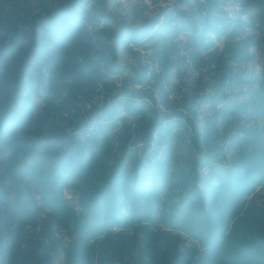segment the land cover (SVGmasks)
Here are the masks:
<instances>
[{
    "label": "trees",
    "instance_id": "1",
    "mask_svg": "<svg viewBox=\"0 0 264 264\" xmlns=\"http://www.w3.org/2000/svg\"><path fill=\"white\" fill-rule=\"evenodd\" d=\"M158 3L0 0V264H264V0Z\"/></svg>",
    "mask_w": 264,
    "mask_h": 264
},
{
    "label": "rangeland",
    "instance_id": "2",
    "mask_svg": "<svg viewBox=\"0 0 264 264\" xmlns=\"http://www.w3.org/2000/svg\"><path fill=\"white\" fill-rule=\"evenodd\" d=\"M126 6H130L132 4H136V3H140V0H122ZM144 2L150 6L151 11L152 8H154L156 6V3H163V0H144ZM158 3V4H159ZM150 14V12H146L145 15ZM254 41L256 40V38L253 39ZM222 44V43H220ZM251 52L253 55L252 60L246 65V70L247 72H251L254 71L258 74L257 76V82L263 81L264 82V57L262 55V52L260 50V48L257 45L252 46L251 48ZM259 84L256 83L254 85L253 88L258 89L259 88ZM259 90L261 91V95L258 98V104L263 103L262 101H264V88H259ZM264 106V104H263ZM255 194H251L248 197H246L245 199H243V201H245V204H247L246 206L252 204V202H256V203H262L264 201V181L263 184H260L259 186H257L255 188ZM66 196L69 198L71 197V190L70 189H66L65 191ZM244 209H246V207H244ZM242 215V213H241ZM246 221V220H245Z\"/></svg>",
    "mask_w": 264,
    "mask_h": 264
}]
</instances>
